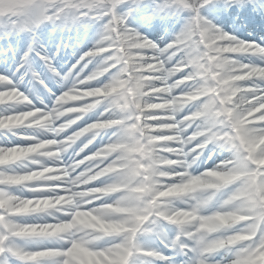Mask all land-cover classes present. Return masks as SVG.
Returning <instances> with one entry per match:
<instances>
[{
  "label": "snow or ice",
  "instance_id": "snow-or-ice-1",
  "mask_svg": "<svg viewBox=\"0 0 264 264\" xmlns=\"http://www.w3.org/2000/svg\"><path fill=\"white\" fill-rule=\"evenodd\" d=\"M0 264H264V0H0Z\"/></svg>",
  "mask_w": 264,
  "mask_h": 264
},
{
  "label": "rangeland",
  "instance_id": "rangeland-1",
  "mask_svg": "<svg viewBox=\"0 0 264 264\" xmlns=\"http://www.w3.org/2000/svg\"><path fill=\"white\" fill-rule=\"evenodd\" d=\"M75 62V60L74 59H69V61H68V66L70 67L71 66V64L72 63H74Z\"/></svg>",
  "mask_w": 264,
  "mask_h": 264
}]
</instances>
